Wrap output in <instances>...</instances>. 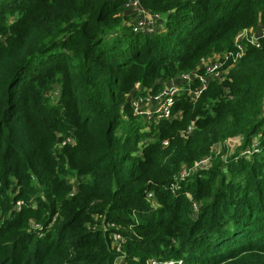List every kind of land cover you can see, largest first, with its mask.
Wrapping results in <instances>:
<instances>
[{
	"label": "trees",
	"instance_id": "trees-1",
	"mask_svg": "<svg viewBox=\"0 0 264 264\" xmlns=\"http://www.w3.org/2000/svg\"><path fill=\"white\" fill-rule=\"evenodd\" d=\"M126 1L0 0V264H264V34L179 116L128 98L233 49L264 0H139L153 35Z\"/></svg>",
	"mask_w": 264,
	"mask_h": 264
},
{
	"label": "built area",
	"instance_id": "built-area-1",
	"mask_svg": "<svg viewBox=\"0 0 264 264\" xmlns=\"http://www.w3.org/2000/svg\"><path fill=\"white\" fill-rule=\"evenodd\" d=\"M124 9L130 11L129 24L134 32L153 35L159 29L156 28L157 23L161 25L159 14H154V19H147L146 11L139 0H127L124 3ZM257 26L261 27L256 29ZM162 27V25H161ZM264 34V24L258 22L255 27L243 28L238 31L233 39V49L224 50L221 53L213 54L210 57L203 58L199 64L189 72L180 74L168 81L162 82L158 91H152V87L143 89L140 86L134 88L128 95L134 115L142 118L147 124L157 122L160 119H169L179 116V112L172 111L174 98L183 93L187 96L190 102H195L201 93L205 90L208 83L211 81H221L224 74L234 65V63L244 54L246 44L260 47L259 39ZM144 91V92H141ZM192 126H188L186 133H190ZM237 143L233 144L235 148L241 142V137H238ZM234 141V140H233ZM164 144L167 142L164 141ZM216 152L215 147L213 148ZM258 137L255 138L250 147L245 148L242 153L249 155L252 152H257ZM211 155H205L200 160L196 161L192 167L183 168L179 172L180 177L187 176L191 171L195 170L199 164L205 163V168L211 164ZM149 200H153L152 193L147 194ZM196 205H194L195 208ZM113 245L119 250L120 244L124 239L116 233L110 234ZM114 264H124L122 258H117ZM149 264H154L153 260H149Z\"/></svg>",
	"mask_w": 264,
	"mask_h": 264
},
{
	"label": "rangeland",
	"instance_id": "rangeland-1",
	"mask_svg": "<svg viewBox=\"0 0 264 264\" xmlns=\"http://www.w3.org/2000/svg\"><path fill=\"white\" fill-rule=\"evenodd\" d=\"M125 12H126V14H128V15H130L131 13H130V11L129 10H125ZM228 73L226 72L225 74H224V76H226ZM223 76V77H224ZM234 140V141H233ZM237 140H239V139H235V138H228L226 141H225V146L227 147V151H228V153H232V152H234V147H233V144L234 143H237ZM215 147V150H216V152L215 153H217V152H219V150L222 148V145L221 144H215L214 146H213V148ZM197 168H205V163H201V164H199L198 165V167H196V169ZM196 205V204H195ZM198 207V205L197 206H195V210H196V208Z\"/></svg>",
	"mask_w": 264,
	"mask_h": 264
},
{
	"label": "crops",
	"instance_id": "crops-1",
	"mask_svg": "<svg viewBox=\"0 0 264 264\" xmlns=\"http://www.w3.org/2000/svg\"><path fill=\"white\" fill-rule=\"evenodd\" d=\"M145 15L147 16V19H154V14L150 13L149 11H146ZM159 20L157 19V21L161 22V19H162V15H159ZM158 25H156V28L157 29H161V25H159V23H157ZM256 29H260L261 30V27L260 26H257ZM239 136L237 137H234L235 139H238Z\"/></svg>",
	"mask_w": 264,
	"mask_h": 264
}]
</instances>
